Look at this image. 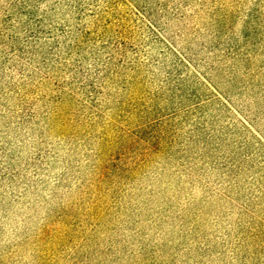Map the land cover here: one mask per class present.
Here are the masks:
<instances>
[{"label": "trees", "instance_id": "16d2710c", "mask_svg": "<svg viewBox=\"0 0 264 264\" xmlns=\"http://www.w3.org/2000/svg\"><path fill=\"white\" fill-rule=\"evenodd\" d=\"M38 7L43 29L28 22L9 63L19 78L3 83L0 75L1 95L30 104L28 116L48 106L51 128L65 134L79 126H69L71 105L84 94L107 117L99 136L107 160L123 157L139 169L162 163L184 134L198 143L200 179L217 175L222 195L255 207L264 221V203L239 188L264 155V0H43Z\"/></svg>", "mask_w": 264, "mask_h": 264}, {"label": "rangeland", "instance_id": "374dc122", "mask_svg": "<svg viewBox=\"0 0 264 264\" xmlns=\"http://www.w3.org/2000/svg\"><path fill=\"white\" fill-rule=\"evenodd\" d=\"M42 1L0 0L3 83L19 78L9 63L28 22L43 29ZM10 96L0 94V264H264V221L222 195L217 175L200 179L198 143L182 134L162 163L139 169L107 160V117L84 94L71 105L69 126H79L65 134L51 128L48 106L28 116L30 104ZM84 121L93 127L79 130ZM258 160L239 185L251 203H264Z\"/></svg>", "mask_w": 264, "mask_h": 264}]
</instances>
